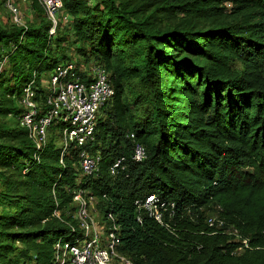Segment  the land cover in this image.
<instances>
[{"label": "trees", "instance_id": "trees-1", "mask_svg": "<svg viewBox=\"0 0 264 264\" xmlns=\"http://www.w3.org/2000/svg\"><path fill=\"white\" fill-rule=\"evenodd\" d=\"M29 1L35 21L0 30V264H53L56 243L81 237L76 190L98 198L104 224L114 216L118 249L135 264H264V219L233 221L249 242L239 256L240 242L187 215L235 182L264 183V0H62L66 27L54 35ZM69 50L96 58L115 90L91 176L74 147L60 163L61 124L38 150L4 121L20 117L24 88L71 61ZM150 195L175 203L172 220L138 208Z\"/></svg>", "mask_w": 264, "mask_h": 264}, {"label": "built area", "instance_id": "built-area-1", "mask_svg": "<svg viewBox=\"0 0 264 264\" xmlns=\"http://www.w3.org/2000/svg\"><path fill=\"white\" fill-rule=\"evenodd\" d=\"M39 2L47 19L53 24L50 34L54 35L63 10L62 0ZM6 6L14 20L19 23V10L12 4V0H6ZM36 82L33 79L24 88L19 101L24 109L18 118L20 127L28 132L35 147L42 150L49 142L51 127L61 124L65 130L62 134L59 133L62 140L60 163L64 164L65 155H70L74 147L82 175H95L99 172L102 161L100 153L91 152L96 142L98 121L115 96L109 73L99 63L87 71L69 61L60 64L47 78H42L38 86ZM144 156L143 148L137 146L134 160L142 161ZM123 161L124 158L116 161L111 168L112 175H116V169L122 166ZM95 199L98 200L88 191L74 192L75 218L82 236L73 242L56 243L53 264H135L118 249L119 227L114 224L115 218L112 214H107L105 221V224L111 223V227L105 232L97 230L98 226L88 209ZM136 205L139 209H145L159 224L164 223L165 213L171 212L169 216H172L176 207L175 203L153 195L147 196L144 202L138 200ZM55 215L59 217L58 213ZM209 225L213 226L212 223Z\"/></svg>", "mask_w": 264, "mask_h": 264}, {"label": "rangeland", "instance_id": "rangeland-1", "mask_svg": "<svg viewBox=\"0 0 264 264\" xmlns=\"http://www.w3.org/2000/svg\"><path fill=\"white\" fill-rule=\"evenodd\" d=\"M12 4L19 10L20 22L17 23L14 20L6 6V0H0V30L26 27L35 21L36 15L29 0H12ZM65 17V14L61 12L59 23L62 28L66 27ZM68 55L71 57V61L82 66L83 70L89 71L97 63L96 58H80L73 50H69ZM53 72L54 70L45 72L42 77L47 78ZM6 120H9L10 123H19L18 119L14 117L5 118L4 121ZM64 130L65 128L62 127L59 129V133L62 134ZM99 203L100 201L95 199L88 209H90L95 225L98 226L97 230L105 232L108 227L104 224V215L101 212ZM198 213H203L208 223H212L215 228L223 230L230 237H233L235 241L242 244L236 252L240 256L249 247V242L243 239V233L233 221L235 219H252L254 222H258L260 219H264V183L254 185L246 182H235L232 188L226 193L218 195L214 200L202 207L199 212L193 209L187 210V215L193 219L197 217ZM169 218L172 220L174 214L170 215Z\"/></svg>", "mask_w": 264, "mask_h": 264}]
</instances>
